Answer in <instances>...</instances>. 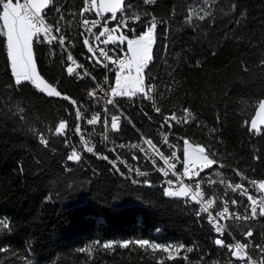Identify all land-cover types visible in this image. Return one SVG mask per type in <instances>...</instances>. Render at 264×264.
Instances as JSON below:
<instances>
[{"label":"trees","instance_id":"16d2710c","mask_svg":"<svg viewBox=\"0 0 264 264\" xmlns=\"http://www.w3.org/2000/svg\"><path fill=\"white\" fill-rule=\"evenodd\" d=\"M53 3L46 17L67 32L76 54L86 53L78 27L84 0ZM127 5L134 7L129 11ZM145 12L164 22L156 30L155 59L145 75V82L154 84L153 101H136L146 113L135 112L145 134L155 139L158 122L176 115L181 122L172 135L182 144L185 139L200 144L216 161L206 172L248 186L246 181L264 180V126L249 131L264 99V0H156L154 5L126 0L125 15ZM85 18L98 16L92 12ZM144 22L135 24L136 34ZM35 55L38 73L61 97L31 83L15 89L0 41V264H244L217 248L209 225L179 198L166 196L156 176L147 185L94 154L84 163L68 161L65 139L55 128L63 121L74 129L78 120L63 96L80 106L90 83L66 73V54L58 45L37 47ZM40 133L47 146L39 142ZM249 229L253 236L246 240ZM229 230L250 245L252 257L261 258L255 246L264 248V218L230 223ZM138 239L194 251L169 260L147 246H119ZM109 241L116 242L113 248L101 246Z\"/></svg>","mask_w":264,"mask_h":264},{"label":"snow or ice","instance_id":"6c2138e0","mask_svg":"<svg viewBox=\"0 0 264 264\" xmlns=\"http://www.w3.org/2000/svg\"><path fill=\"white\" fill-rule=\"evenodd\" d=\"M144 5H154L156 0H142ZM126 6V0H84V7L81 9L79 15L81 17L84 16L85 13L96 12L98 19L89 20L83 19L82 25L88 33L92 34L96 41H99L100 38L104 35H108V40L103 41L104 44L109 42L116 43L119 45L126 44L127 52L123 53L121 49H114V53L116 54V58L110 56L108 52H106L102 47L98 45L93 48V45L90 44L89 39L85 37L83 39V44L87 46V51L92 54V59L95 60L97 65H100L104 68H107L108 63H104V61L110 62L112 65L116 66L115 71V87L111 88V92L113 96H132L135 97L137 94H143L147 99L151 100V93L153 91V85L149 84L147 87L145 86V75L149 70L150 65L154 62V52L156 51V30L158 27L163 26V21H160L159 24L154 15L151 13H143L136 14L131 17H126L124 15ZM54 7L53 0H24L21 3V0H0V41H2L3 45L6 47V57L10 62V72L12 74L13 83L15 89L21 88L24 84L31 83L34 85L36 89H39L41 92L47 93L48 96L61 97V92L57 91L55 88H52L49 84L45 82V80L41 77V75L37 71V63H36V55L35 48L43 46L45 43L52 44L53 41H56L58 45L64 46L65 37L64 35L59 36V40L55 36H51L49 38V34L54 30L57 34L61 33V28L57 26L55 29L52 28L51 25H45L44 16L48 14L50 10ZM129 11L134 7V5H127ZM59 12V9H56ZM111 13L110 18H105L101 15V13ZM120 13V16H117V13ZM208 13L200 16L201 20L205 19ZM150 17V18H149ZM64 17L61 14L60 21H63ZM103 20L105 27L100 31L99 36H95L92 33V29L96 28L100 21ZM143 23V29L137 33L136 28H129L128 25L130 23ZM115 22V26L109 30L106 25L112 22ZM91 26V27H90ZM120 32L119 36H113L110 33ZM124 32H130L133 34V38H129ZM41 33H43V37H41ZM83 35V33H81ZM48 38V39H45ZM96 53L99 55L97 56ZM67 60L73 61V56L69 52L67 54ZM75 63V61H73ZM82 67V66H81ZM66 72L69 75H76V70L71 66H68ZM84 76H91L90 73L85 71ZM84 77H80L83 79ZM93 80L95 77H91ZM149 79L156 80L157 77H150ZM105 84H107V79H105ZM97 88H100V85H97ZM102 90V89H101ZM91 97H95V92H90L88 94ZM63 99L69 100L71 105L75 107V114L77 120L84 119V116L80 110L81 106H77V102L75 100L70 99L67 95L63 96ZM107 105H111L113 108H116V103L114 100L109 99L107 101ZM157 113L161 112L159 107L155 108ZM185 113H188V109H184ZM104 125L107 129L110 119V129L112 131H119L120 128V116L112 115L107 106H105L104 110ZM23 119L22 116L18 117ZM100 116L99 114L94 115L91 119L86 120L87 125H96L99 122ZM219 119V118H218ZM176 121V116H166L164 118V122L160 125L161 128H172V122ZM188 121L185 120V123ZM247 123V122H246ZM258 125H264V100L259 102L258 111L256 112V117L251 120L249 131L258 132ZM66 130V122H60L58 126L55 128L56 134L64 133ZM213 133L215 129L211 130ZM75 132L79 134L81 132L80 125L77 124L75 127ZM106 138V137H105ZM81 140H83V136H81ZM40 141L41 143L47 146L48 141L44 138V134L40 133ZM149 145H152V141H147ZM183 151V173L182 175L187 178H194L201 174L202 170L210 169L212 166L216 165V161L211 159L206 152L205 147L200 144H196L193 146L189 143L188 140H184ZM163 144L168 145V136L164 135ZM122 147V146H121ZM134 148H140L139 145H133ZM169 149L173 148V145H168ZM85 151L87 153H94L93 147H86ZM111 151H116L113 148ZM143 151V149H141ZM172 158L176 159L179 162V158L175 151L171 153ZM97 158L108 160L109 157L107 155L98 156ZM133 159H137L138 157L133 155ZM257 160L260 159L259 156L255 157ZM82 156L77 153L75 149L72 150L70 155H67L68 161H80ZM109 163L112 165L113 169L119 172L118 164L125 163L120 160L119 156H117L116 160H111ZM165 163L168 164L169 169H176L177 165L175 163L169 164L168 160L165 159ZM158 171H162L165 178L169 176V171L158 169ZM138 175H143V173H137ZM236 175H240L238 171L235 172ZM123 175V173H121ZM253 191H256L255 180L246 181ZM166 183L168 185L173 184L172 179H166ZM163 187V186H161ZM201 185L197 184V192L195 195L191 196L192 201H197L200 196ZM259 190L262 194L259 202L258 199L250 194L249 188L244 187L243 183H237L235 187L232 189L233 192H236L239 197L244 198V202H238L237 198L231 199V205L233 208H240L245 213H250V215H245L241 217L238 213H230L229 205L227 202H224L223 211L217 212L216 216H213L209 209L211 208L213 201L208 200L206 206L203 207L202 212L208 214V221L215 222L214 224V232L216 234V238L213 243L217 247L226 248L229 250L232 257L237 260L247 259L248 264H264V248H261L260 245H256V249L260 253L259 260H252L251 257H247V253L245 252V256L241 257L238 255L239 252L245 251L249 244H241L240 242H236L235 245H229L225 243L224 234L225 229L219 223L221 219H229L232 216H235L236 219H256V218H264V180L259 182ZM165 195L168 197H187L189 192L185 186H181L179 190H171V188H164ZM246 202V203H245ZM247 205V206H246ZM201 213H197L200 216ZM3 223V221H0ZM5 229L8 228L7 224H3ZM253 236V232L251 229L245 232L244 237L246 240H250ZM116 242L109 241L101 245L105 249L113 248ZM130 244H135L144 248L147 246L153 251H160L164 253H168V259L173 260L176 259V256L171 254L172 245H164L160 243L150 242L147 239H138L135 241L123 240L119 242V246L122 248H128ZM97 245H99V241H97ZM233 247L236 251H233ZM6 251V250H5ZM80 252H88L89 249L81 248ZM176 253L179 255L182 251L192 252L193 248H187L185 250L184 245H179L175 248ZM187 259L185 255L183 257ZM158 264H164L163 260L158 261Z\"/></svg>","mask_w":264,"mask_h":264},{"label":"built area","instance_id":"2783aa9c","mask_svg":"<svg viewBox=\"0 0 264 264\" xmlns=\"http://www.w3.org/2000/svg\"><path fill=\"white\" fill-rule=\"evenodd\" d=\"M22 3L24 0H21ZM86 14L83 17L80 16L79 20V30L83 33V37H87L89 39L90 44L93 45V48L97 46L102 47L106 52L109 53L110 56L116 58V54L114 53V49L119 48L120 45L116 46L112 42L104 44L102 41L105 39L108 40V35H104L100 38L99 41H96L94 36L87 32L83 28L82 20L85 19ZM125 15V14H124ZM120 16V13L118 17ZM126 17H131L127 16ZM45 25H51L53 29L57 26L54 24L52 18H48L44 16ZM136 23H130L128 25L129 28H138L135 26ZM115 26V22L109 23L106 27L111 30ZM91 27V26H90ZM105 27L103 21H100V24L92 29V33L95 36L100 35V31L103 30ZM61 28V33L57 34L54 30L49 34V38L51 36H55L57 40H59V36L62 34L65 37V44L64 46L58 45L56 41H53L52 44L45 43L44 45L51 46L53 44L58 45L66 54V64H65V71L68 66H71L73 69L76 70V75H69L74 78L76 81H88L90 83V87L85 92V100L86 103H82V107L80 108L84 119L78 120V124L80 125L81 132L77 134L74 129L68 128L66 126V130L64 133L58 134V136L64 137V144L67 147L68 155L71 154L72 150L75 149L78 154L82 156L80 161H71L75 164L84 163L85 158L89 154H94L96 157L100 155H107L109 157V161L116 160L117 156H119L120 160L124 161L125 163L118 164V167H121L126 176L140 180L145 184H150L152 177L156 176L157 181L161 184L162 189L164 188H171V190H179L181 186H185L189 192L187 197H176L179 198L183 204L188 207L193 215L196 218L203 219L210 227L213 241L216 238V234L214 232V224L215 222L208 221V214L203 213L202 209L206 206L208 200H212L213 204L209 211L213 216H216L217 212L223 211L224 202H227L229 205V212L230 213H238L241 217L245 215H250V213H245L240 208H233L231 205V199L237 198L238 202H244L243 197H239L236 192H233L232 189L235 187L237 183H242L240 181H233L228 178H219L214 177L206 170H202L201 174L194 178H187L182 175L183 173V144L179 139L172 135V131L174 126H177L181 122V118L176 116V121L172 122V128L169 129L167 127L161 128L160 125L164 122V118L166 116H171L173 114H166L161 121L158 122V126L155 133V139L151 138L150 136L145 134L144 126L140 124L136 120L135 112L146 115L143 108L141 107L140 102H136L138 98H145L143 94H139L137 97L133 99H125L113 96L110 94L111 88L115 86V71L116 66L112 65L108 61H104V63H108V67L104 68L100 65L95 63V60L92 59V54L87 51L86 53H75V46L71 37L67 34V32ZM97 31V32H95ZM113 36H119L120 32L110 33ZM126 35H133L130 32H124ZM43 37V33L40 34ZM48 39V38H45ZM100 42H102L100 44ZM71 53L73 56V61L67 60V54ZM126 53L125 51H122ZM98 56L99 54L96 53ZM82 66V67H81ZM85 71L91 74V76H84ZM84 77L80 79V77ZM91 77H95L93 80ZM105 79H107V84H105ZM153 85V91L151 93L153 101L154 95V84L149 82H145V86ZM97 85H100V88H97ZM102 89V90H101ZM90 92H95V97H91L88 94ZM112 99L116 103V108H113L111 105H107V101ZM149 100V99H147ZM80 105V106H81ZM105 106L108 107L110 113L112 115L120 116V128L119 131H112L110 129V119L107 129L104 125V108ZM99 114L100 119L96 125H87L86 120L91 119L92 116ZM164 135L168 136V145H173L174 147L169 149L168 145L163 144V137ZM81 136H83V140H81ZM106 137V138H105ZM151 140L152 145H149L147 141ZM39 142L40 138H39ZM42 145H45L41 143ZM133 145H139L140 148H134ZM122 146V147H121ZM86 147H93L94 153H87L85 151ZM113 148L116 151H111ZM143 149V151H141ZM172 151H175L177 157L179 158V162L172 158ZM133 155L137 156V159H133ZM165 159L168 160L169 164L175 163L177 165L176 169L172 170L169 169L168 164L165 163ZM158 169H163L169 171V176L167 178L164 177L162 171H158ZM137 173H143V175H138ZM166 179H172L173 184L168 185L166 183ZM200 184L201 187L199 189L200 196L198 197L197 201H192L191 196L195 195L197 192L196 185ZM244 184V183H243ZM244 187L249 188L250 194L255 196L258 199L261 197V193L259 190V183L256 184V191H253L250 186L244 184ZM165 194V192H164ZM246 203V202H245ZM247 206V205H246ZM201 213L200 216L197 213ZM250 219V218H249ZM249 219H236L235 216L225 220L221 219L219 223L225 229L224 240L226 244L235 245L236 242H240L243 244L239 239H237L229 230L230 223H236L240 221H247ZM216 246V245H215ZM217 247V246H216ZM220 248V247H217ZM226 249V248H220ZM228 250V249H226ZM229 251V250H228ZM233 251L236 249L233 247ZM245 252L247 253V257H251L252 260H259L252 257L249 253L248 248L245 251H241L238 253L239 256L244 257ZM234 258V257H233ZM236 259V258H234ZM240 261H244V264H248L247 259H243Z\"/></svg>","mask_w":264,"mask_h":264},{"label":"rangeland","instance_id":"374dc122","mask_svg":"<svg viewBox=\"0 0 264 264\" xmlns=\"http://www.w3.org/2000/svg\"><path fill=\"white\" fill-rule=\"evenodd\" d=\"M21 3H22V1H21ZM96 16H97V14H96V12H93ZM118 14V13H117ZM101 15L102 16H105L106 18H110L111 17V13L109 12V13H101ZM126 35V34H125ZM130 39L131 38H133V35H127ZM105 40H107V39H105ZM104 40V41H105ZM103 42V41H102ZM102 42H100V44L102 43ZM96 45H98L97 43H96ZM119 49H121L122 51H125V52H127V46H126V44H124V45H120L119 46ZM9 64H10V62H9ZM145 80H146V76H145ZM46 82V81H45ZM47 83V82H46ZM48 84V83H47ZM50 85V84H49ZM52 88H55V87H53L52 85H50ZM115 87V86H114ZM56 89V88H55ZM57 90V89H56ZM58 91V90H57ZM43 93H45V92H43ZM46 95H47V93H45ZM110 94L111 95H113L112 94V92L110 91ZM139 94H137L135 97H137ZM116 97H119V98H125V99H133V98H135V97H132V96H116ZM262 100H264V99H262ZM258 107H259V104L257 105V108H256V111H255V114L253 115V117H252V119L253 118H255L256 117V112L258 111ZM251 119V120H252ZM250 124H251V121H250V123H249V127H250ZM262 126H264V125H258V128H259V130H260V127H262ZM259 132V131H258ZM193 146H195V145H193ZM183 147H184V143H183ZM160 244H164V245H172V248H171V254L174 256V255H176L177 253H176V251H175V248L176 247H178V244H176V243H174V242H165V243H160ZM164 253V252H163ZM165 255H167L168 256V253H164Z\"/></svg>","mask_w":264,"mask_h":264},{"label":"water","instance_id":"95a60500","mask_svg":"<svg viewBox=\"0 0 264 264\" xmlns=\"http://www.w3.org/2000/svg\"><path fill=\"white\" fill-rule=\"evenodd\" d=\"M114 45L118 46L119 44L113 43Z\"/></svg>","mask_w":264,"mask_h":264}]
</instances>
